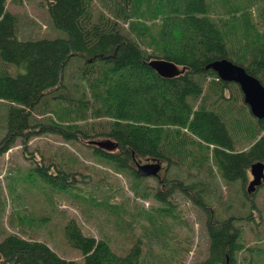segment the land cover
Segmentation results:
<instances>
[{"label": "trees", "instance_id": "trees-1", "mask_svg": "<svg viewBox=\"0 0 264 264\" xmlns=\"http://www.w3.org/2000/svg\"><path fill=\"white\" fill-rule=\"evenodd\" d=\"M9 1L0 0V156L19 141L30 169L45 183L64 189L73 185L75 174L43 155L37 159L28 152L29 141L55 134L80 142L136 178L142 198L149 195L173 212L176 193L199 209L208 249L194 264H238L243 216L229 213L231 207L215 191L217 182L202 177L209 170L225 187L235 181L244 187L250 165L264 161V118L251 115L237 84L204 67L227 58L264 85V9L254 21L251 12L257 0H163L166 7L151 14L143 7L147 0H99L105 12L97 15L95 0H44L52 27L66 37L37 39L18 38L19 14L8 9ZM231 1L246 13L242 21L235 14L211 15L216 4ZM156 13L160 18L150 49L141 41L149 39V30L153 33L156 24L149 20ZM231 25L245 29V52L231 40ZM72 59L78 62L77 85L65 81ZM152 59L169 60L181 71L162 77L148 65ZM49 98L55 106L48 105ZM63 101L70 109L60 112ZM47 111L57 117H48ZM72 112L80 116L78 121L94 122L85 129L72 120ZM238 113L248 114L251 121H240ZM156 162L174 165L177 173L169 177L170 167L162 177L137 170L138 164ZM150 177L159 185L148 191L144 182ZM251 195L245 188L244 196L250 200ZM249 206L255 204L250 200ZM254 209L249 208L247 220ZM64 231L70 246L81 251L83 263L60 257L42 241L10 233L0 240V264L141 263L139 238L121 256L105 240L83 233L73 218Z\"/></svg>", "mask_w": 264, "mask_h": 264}, {"label": "rangeland", "instance_id": "rangeland-1", "mask_svg": "<svg viewBox=\"0 0 264 264\" xmlns=\"http://www.w3.org/2000/svg\"><path fill=\"white\" fill-rule=\"evenodd\" d=\"M93 4L95 15L100 11L105 12L99 0ZM251 4L254 21L263 12L264 1L257 0ZM143 7L151 14L166 5L163 0H147ZM8 9L19 14V39L66 37L64 31L52 27L44 0H11ZM214 11L211 14L213 16L230 18L235 14L240 21L246 14H241L242 6L233 1L216 4ZM159 18L158 13L152 14L149 22L151 26H156L151 27L153 33L148 31L149 39L141 41L150 49L153 47L151 40L157 33ZM172 32L177 34L178 31L173 28ZM245 34V29L229 26L230 38L242 52L246 51L243 41ZM128 35L135 37L130 33ZM73 61L65 70V81L77 85L81 83L76 70L78 62ZM81 87L79 90H82ZM48 100V105L55 106V102L50 98ZM68 109L70 105L63 101L60 112ZM47 112L48 117H57L55 113ZM71 117L85 129L94 122L93 118L84 120L85 123L78 121L80 116L73 112ZM236 118L245 122L252 119L243 113H238ZM3 132L4 129L0 128V137ZM28 152L35 153L37 159L43 155L46 160L65 168L70 175L75 174V182L64 189L45 183L35 170L30 169L31 165L24 157L18 141L0 156V240L14 233L26 239L42 241L60 257L83 263L81 251L70 246L65 237L64 227L73 218L83 233L105 240L112 251L121 256L139 238L142 251L140 264H194L206 257L208 241L204 227L205 216L184 196L175 193L177 209L167 211L163 204L149 195L146 199L139 196L142 186L129 172L94 155L82 143L66 141L59 135L41 134L33 137L29 141ZM159 163L161 167L157 173L161 177L166 167H170L169 177L177 173L174 165ZM205 169H208V165ZM207 172L202 178L214 184L217 182L215 191L222 195L224 206L231 207L229 213L243 216L238 222L244 247L237 254L238 264H264V181L251 195L250 200L255 207H250V200L244 196L247 183L252 178L250 172L244 187L236 181L225 187L217 177L215 181L214 173L209 170ZM144 184L148 186V191L150 187L159 185L158 180L151 177L146 178ZM249 208L255 209L247 220L245 217L250 212Z\"/></svg>", "mask_w": 264, "mask_h": 264}, {"label": "water", "instance_id": "water-1", "mask_svg": "<svg viewBox=\"0 0 264 264\" xmlns=\"http://www.w3.org/2000/svg\"><path fill=\"white\" fill-rule=\"evenodd\" d=\"M148 65L158 75L165 78L173 77L181 71L175 63L166 59H152ZM204 68L213 70L223 81L236 83L242 92L243 102L248 106L250 113L257 119L264 118V85L257 77L248 73L243 66L227 58L215 59L207 63ZM160 167L158 162L138 164L137 170L142 174H155ZM249 172L252 178L247 183L246 192L251 194L264 181V162L260 160L253 162Z\"/></svg>", "mask_w": 264, "mask_h": 264}, {"label": "bare ground", "instance_id": "bare-ground-1", "mask_svg": "<svg viewBox=\"0 0 264 264\" xmlns=\"http://www.w3.org/2000/svg\"><path fill=\"white\" fill-rule=\"evenodd\" d=\"M251 194H253V193H251Z\"/></svg>", "mask_w": 264, "mask_h": 264}]
</instances>
